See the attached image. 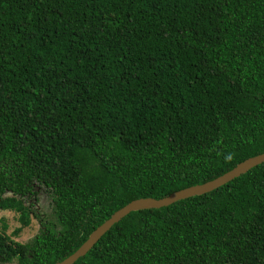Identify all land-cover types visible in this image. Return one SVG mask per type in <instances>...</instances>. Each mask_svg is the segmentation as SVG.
Wrapping results in <instances>:
<instances>
[{"label":"trees","instance_id":"trees-1","mask_svg":"<svg viewBox=\"0 0 264 264\" xmlns=\"http://www.w3.org/2000/svg\"><path fill=\"white\" fill-rule=\"evenodd\" d=\"M261 153L264 0H0V211L19 233L40 184L60 225L1 228L0 263L56 264L129 202ZM74 264H264V162L131 212Z\"/></svg>","mask_w":264,"mask_h":264},{"label":"water","instance_id":"water-1","mask_svg":"<svg viewBox=\"0 0 264 264\" xmlns=\"http://www.w3.org/2000/svg\"><path fill=\"white\" fill-rule=\"evenodd\" d=\"M264 162V153L250 157L237 166H235L230 171L224 173L223 175L207 181L202 184H196L183 188L181 190L175 191L169 196L156 199L153 197L138 198L127 205L117 210L108 220L103 224L98 226L88 237V239L70 256L64 260L57 262L56 264H74L80 257L85 256L101 239V237L112 228V226L122 220L125 216L133 211L151 209V208H161L164 206H169L179 200L186 199L195 195H202L212 190L223 186L224 184L230 182L231 180L239 177L240 175L248 172L255 166L262 164Z\"/></svg>","mask_w":264,"mask_h":264},{"label":"rangeland","instance_id":"rangeland-1","mask_svg":"<svg viewBox=\"0 0 264 264\" xmlns=\"http://www.w3.org/2000/svg\"><path fill=\"white\" fill-rule=\"evenodd\" d=\"M7 195L13 194L9 192ZM21 200L31 208V222L26 227H23L19 233H16V230L22 227L19 214L10 209L0 211V229L5 227L7 233L15 240L23 243L29 242L39 232L41 227L43 229L48 227L53 229H56L55 227L60 228V225L57 224V216L55 220L52 214L50 194L44 186L35 184V192L23 197ZM8 264H18V261L15 259Z\"/></svg>","mask_w":264,"mask_h":264}]
</instances>
